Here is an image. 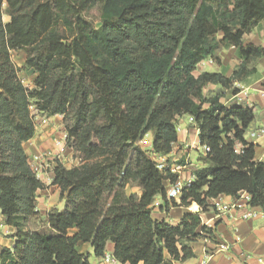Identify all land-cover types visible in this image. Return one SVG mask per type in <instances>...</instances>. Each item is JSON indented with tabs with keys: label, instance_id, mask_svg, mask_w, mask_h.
Segmentation results:
<instances>
[{
	"label": "trees",
	"instance_id": "1",
	"mask_svg": "<svg viewBox=\"0 0 264 264\" xmlns=\"http://www.w3.org/2000/svg\"><path fill=\"white\" fill-rule=\"evenodd\" d=\"M96 7L98 28L86 18ZM263 21L264 0H0V213L16 239L1 251V264H89L78 245L89 243L102 258L109 242L121 264L193 258L191 242L213 239L199 214H185L176 226L151 217L157 196L163 211L176 207L165 198L167 180L176 177L160 172L148 153H171L183 116L194 118L198 142L209 151L179 206L195 203L207 213L209 200L245 191L264 213V162L254 160L251 146L234 151L253 110L223 106L226 91L264 57V48L243 43ZM231 47L240 60L231 77L194 76L203 60L220 64L216 52ZM12 52L24 53L34 89L21 83ZM207 85L219 92L206 97ZM31 103L41 114L63 117L68 144L81 159L78 167L54 169L52 184L65 206L46 215L43 231L29 228L36 193L44 189L23 150L35 133ZM148 134L150 151L138 145ZM135 183L140 197L126 196Z\"/></svg>",
	"mask_w": 264,
	"mask_h": 264
},
{
	"label": "crops",
	"instance_id": "2",
	"mask_svg": "<svg viewBox=\"0 0 264 264\" xmlns=\"http://www.w3.org/2000/svg\"><path fill=\"white\" fill-rule=\"evenodd\" d=\"M2 21L4 24H7L9 23L10 19L7 15H4L2 17ZM246 35L243 37V43L245 45L252 44L254 46H260V44L257 45L251 41L246 42ZM260 47L264 48V45L262 46L261 44ZM228 49L231 50L230 53H220L223 63L226 65L227 62L233 59L238 65H240L239 58L237 56L235 57L234 55V53H236L234 52L235 49L233 47ZM24 57L25 56L23 52L11 53L12 62L19 69V79L23 82L24 87L30 88L33 87V81L36 77V74L33 72V70L25 68ZM195 72L197 75L194 73V76L197 77L202 72L219 73L220 71L219 68H215L213 66V61L206 59L197 66V70ZM232 73L233 71H229L228 69L224 75L226 77H231ZM238 83L243 86V82ZM243 87L254 89L249 85ZM216 88L219 89L215 85H207L203 89V93L205 95L206 90ZM256 90L262 91L263 89ZM255 93H257V91ZM255 93L251 94L250 92V103L257 104L258 108H251L253 110L254 120L250 124L249 128H256L258 126L264 125V101L260 98L258 93ZM186 118V116H183L178 119V139L177 142L172 146L171 153L167 156H161L163 158L168 157L179 160L180 164H185L187 166L186 171L181 173V178H185L188 171L194 170V167H196L197 170L205 168L202 163L198 164L191 160L190 152L194 149L187 148V146L191 145L192 141L198 140V137L187 123V120H185ZM61 124L62 118L59 115L47 116L45 114H40L39 118L35 121V133L33 138L23 144L25 155L28 157L30 155L42 154L44 152L51 151L53 149V138L60 128H62ZM254 160L257 162H264V151H256ZM50 165L51 168L47 169L46 172L40 178H38V180L43 184L44 189L39 190L36 193L35 210L37 212V217L31 220L30 223L36 219L39 221L44 220L46 215L51 211L62 212L64 209L65 201L64 199L60 198L59 189L52 184L54 179V173L51 172V169L53 168L52 162ZM64 167L66 169H70L69 166L64 165ZM124 193L126 196L135 195L140 197L141 190H129V186H127L124 190ZM175 203L176 207L169 205L168 211L165 212L161 209L163 206H165L162 202V199L159 196L155 197L152 204V219L159 222L164 221L171 226L178 225L182 217L185 214L192 213V211L190 210V207H180V199L175 200ZM237 215L238 214L234 212H230L227 215H222L220 217H216L212 212L199 214L201 224L204 226H209L212 229L213 239L208 238V242L205 243V237L200 235L189 244L193 253V258L184 262L175 261L171 264H203L207 254L211 256V258L205 264H258L256 262V258H264V219L241 221L237 219ZM30 223L29 228L36 230V228L30 227ZM75 233L76 229H70L68 231L69 236H72ZM14 234L15 229L12 226H8L4 223L3 216L0 213V253L4 249L11 250L13 248L16 240ZM236 237L240 239L237 243H235ZM217 243L228 244L230 246L229 251L225 253L217 252ZM77 251L81 255H90L89 264H109L104 263L102 258H96L92 255V249L89 243L78 245ZM113 251L114 245L110 242L107 243L105 247V255L113 258ZM247 255L251 256L252 258L246 259ZM166 259L168 261L170 260L168 257H166ZM118 264L121 263L118 262Z\"/></svg>",
	"mask_w": 264,
	"mask_h": 264
},
{
	"label": "built area",
	"instance_id": "3",
	"mask_svg": "<svg viewBox=\"0 0 264 264\" xmlns=\"http://www.w3.org/2000/svg\"><path fill=\"white\" fill-rule=\"evenodd\" d=\"M21 83L23 84L22 81ZM26 89L32 90L34 89V87H26ZM257 93L264 101V91H257ZM223 106L251 108L250 89L243 87L238 82H234L232 88L225 93ZM29 112L35 123L41 113L37 110L33 103H31V105L29 106ZM186 120L194 133L198 136V127L194 118L191 116H187ZM178 125L179 120H177L176 123V131H179ZM148 135H145L144 138L140 140L138 145L142 149L150 151L152 149V138L150 135V138H147ZM198 146L201 149L202 155H205L209 151L207 147L201 146L198 140L192 141L191 145L187 146V148H192L197 151L199 149ZM249 146L253 147L255 151H264V125L258 126L256 128H248L243 136V141L235 142L234 151L237 155H241ZM148 156L152 160V162H154L155 167L160 172H162L163 174H171L176 177L175 181L170 182L167 180L166 182L165 198L167 201H175L180 199L183 191L188 190L197 179V171L195 170L188 171L185 178L180 177L181 173L186 171L187 166L185 164H180L179 160L171 159L168 157L163 158L161 156L153 154L152 152H149ZM68 158H70V161L68 162L71 164V167L75 168L80 165L81 159L75 154L74 149L68 144L66 130L64 128H60V130L53 138V149L42 154L30 155L27 157V162L31 171L38 179L46 172L47 169L51 168V162L53 164L51 172L54 173V169L56 168L57 164H60L63 167L64 165H67L66 163ZM208 205L210 207V211L214 213L216 217L234 212L238 214L237 219L241 221L264 219V213L259 208L252 205L251 195L245 191H240L235 196L219 195L218 197L209 200ZM206 227L210 229L209 226ZM205 239V243H207L208 238L205 237ZM239 240L240 239L236 237L235 243L239 242ZM229 249L230 246L228 244L217 243V252L225 253L228 252ZM210 258L211 256L207 254L203 264H205ZM251 258V256H246V259ZM102 261L109 264H118V261L116 259L107 255H104L102 257ZM256 262L258 264H264V258L257 257Z\"/></svg>",
	"mask_w": 264,
	"mask_h": 264
},
{
	"label": "rangeland",
	"instance_id": "4",
	"mask_svg": "<svg viewBox=\"0 0 264 264\" xmlns=\"http://www.w3.org/2000/svg\"><path fill=\"white\" fill-rule=\"evenodd\" d=\"M86 18H87V20L89 21V23L94 28H98L99 25H100V10H99V8L98 7L93 8L88 13V15L86 16ZM219 36L220 35H217L216 38L218 39ZM245 40H246V42L247 41H251L253 43H256L257 45L260 44V46L262 44V46H263L264 45V21L255 30L253 29L250 34L248 33L246 35V39ZM230 51L231 50L228 49V48H221L219 50V52H216V55L215 56H218L220 58V64H217L213 60V66L215 68H219V71L220 72L226 73L228 69H229V71H235L238 68V66H239L233 59L230 60L229 62H227L226 65L223 63V61H222L223 59H221L220 53L221 52H225V54H228V53H230ZM232 55H233V53H232ZM234 55H235V57L237 56L236 53H234ZM247 72H248V75L242 81L243 82L242 83L243 86H246V85L248 86L249 85L251 88H254V89H250L251 94L252 93H255L256 91H258L256 89H259V90L263 89L262 91H264V57L261 58V59H258L256 61L251 62L247 66ZM195 75H197L196 72H195ZM218 92H219V89H217V88L216 89H208L205 92V96L206 97L214 96V94H216ZM255 94H257V93H255ZM251 104L252 103H250L251 108H253V107L258 108V105L257 104H252V105ZM61 118H62L61 127L65 129V125L63 124V117L61 116ZM147 138H150V136L148 135ZM190 155H191V160L193 162L198 163V164H201V163L203 164L204 157L201 154L200 147H199V149L197 151L192 150L190 152ZM68 161H70V158L67 159V163H66L67 165L66 166H69L70 169L73 168V167H71V164ZM80 165H81V162H80ZM193 169L194 170H197L196 167H194ZM200 170H202V169H200ZM197 171H199V170H197ZM129 190H141V189L135 183V184H130L129 185ZM189 207H190V210L191 211L194 208L199 209L198 205L195 204V203H192ZM209 212H211V211L209 210L207 213H209ZM192 214H205V213H202L201 210L199 209L197 213L192 212ZM31 223H30V227L36 228L37 231H43V227H42L43 225L41 226V221H39V220L36 219L33 222H31Z\"/></svg>",
	"mask_w": 264,
	"mask_h": 264
},
{
	"label": "bare ground",
	"instance_id": "5",
	"mask_svg": "<svg viewBox=\"0 0 264 264\" xmlns=\"http://www.w3.org/2000/svg\"><path fill=\"white\" fill-rule=\"evenodd\" d=\"M196 211H197V208L192 209V212H196Z\"/></svg>",
	"mask_w": 264,
	"mask_h": 264
},
{
	"label": "water",
	"instance_id": "6",
	"mask_svg": "<svg viewBox=\"0 0 264 264\" xmlns=\"http://www.w3.org/2000/svg\"><path fill=\"white\" fill-rule=\"evenodd\" d=\"M198 210H199V209H197V211H196L195 213H197V212H198Z\"/></svg>",
	"mask_w": 264,
	"mask_h": 264
}]
</instances>
